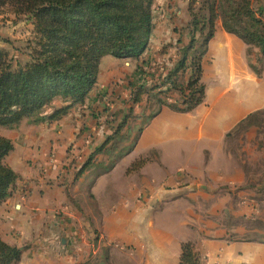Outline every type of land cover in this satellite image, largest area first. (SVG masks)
<instances>
[{"label": "crops", "instance_id": "crops-1", "mask_svg": "<svg viewBox=\"0 0 264 264\" xmlns=\"http://www.w3.org/2000/svg\"><path fill=\"white\" fill-rule=\"evenodd\" d=\"M183 3L180 10L178 0L153 1L152 14L160 6L164 14L153 16L148 49L137 60L103 57L82 105L0 133L13 144L5 163L17 174L0 205V238L22 250L17 264H178L185 242L200 264H264V239L255 238L264 230L239 223L264 218V180L247 174L250 161L229 145L239 124L264 111L258 50L217 21L201 62L202 104L181 113L146 95L130 101V85L163 77L178 41L188 43ZM120 64L124 71L112 68ZM117 77L114 92L109 80ZM141 158L148 160L127 172Z\"/></svg>", "mask_w": 264, "mask_h": 264}, {"label": "trees", "instance_id": "trees-1", "mask_svg": "<svg viewBox=\"0 0 264 264\" xmlns=\"http://www.w3.org/2000/svg\"><path fill=\"white\" fill-rule=\"evenodd\" d=\"M153 1L0 0V15L10 13L14 17H25L33 26L34 36L28 55L30 60L23 65L14 66L0 48V129L14 128L31 118H35V124L61 119L71 108L85 102L97 83L103 57L133 60L141 57L149 47L154 29ZM187 13L188 43L178 41V58L163 77L152 79L148 86L130 85L132 105L139 104L143 95L155 99L159 107L166 106L181 113L202 104L201 62L217 21L227 33L258 50L259 66L253 69L260 74L264 59V13L253 8L250 0H187ZM172 95L176 96L174 101L167 102ZM55 101L65 105L47 117H39ZM253 116L239 124V130L252 124ZM125 124L126 118L111 138ZM12 150V142L0 134V205L9 197L17 179V174L5 163ZM128 150L130 148L126 152ZM147 160H136L127 172L139 170ZM21 255L20 248L0 238V264H17ZM178 264H200L193 243L181 245Z\"/></svg>", "mask_w": 264, "mask_h": 264}, {"label": "rangeland", "instance_id": "rangeland-1", "mask_svg": "<svg viewBox=\"0 0 264 264\" xmlns=\"http://www.w3.org/2000/svg\"><path fill=\"white\" fill-rule=\"evenodd\" d=\"M183 1L185 0H178V3L180 5L178 9L180 10L182 9L181 6L184 5ZM250 1H251V5L255 9H259L261 4L264 5V0H250ZM221 6L226 7L225 4H221ZM160 7L154 9L153 16L155 21L160 19L161 16L164 14L161 13ZM263 7L264 6H262V9ZM262 9L261 11H263ZM163 11H165V6L163 7ZM173 13L174 12H172L171 16L177 17V15H173ZM33 39H34L33 26L31 25L28 19H26L25 17H14L10 13H4L3 15H0V48L3 49L8 54V57L11 59L12 64L14 66H16V64L23 65L30 60L28 55L33 47ZM107 57L110 59H114L110 56ZM115 60L120 61L118 59ZM112 68L121 72L124 71L126 67L124 64H120L118 66H112ZM141 72L145 75L144 71ZM122 80L123 79H118V77L112 78L109 80L110 82L109 86H111L112 90H114L116 87L120 85V81ZM152 101L155 102L154 99ZM64 105H65L64 103L56 101L50 106L46 107L39 115V117H47L55 109L60 108ZM34 120L35 118L28 119L27 123L35 124L33 122ZM42 122H47V121H40V122L38 121L36 124ZM250 123L254 124V126L250 127L247 131H244V128L246 127L240 129L239 132L234 134L235 138H232L229 141L230 142L229 145L231 149L234 150L235 153H238L239 155L242 156V161H245V163L250 161V165L249 166L247 165V169H246L247 174L251 175L253 173H259L262 176L259 178V180H264V168H262L264 166V111L260 112L257 115H254L250 120ZM0 130H1L0 131L1 134H6V135H8L10 132V130L7 128L6 129L1 128ZM243 147H248V148L245 151L243 150V152H241ZM251 161H254V165L256 166L255 169L252 168L251 165H253V163ZM260 217L261 216H259V214L250 215L247 217L244 216L243 218H241V220H239V223L242 226L248 228H256L258 230H264V218H260ZM260 235H258L255 238L258 240L264 239V235L263 234ZM97 261L98 260H91L92 264H95Z\"/></svg>", "mask_w": 264, "mask_h": 264}, {"label": "built area", "instance_id": "built-area-1", "mask_svg": "<svg viewBox=\"0 0 264 264\" xmlns=\"http://www.w3.org/2000/svg\"><path fill=\"white\" fill-rule=\"evenodd\" d=\"M166 100H167V102H169V103H172V102H173V100H172L171 98H167Z\"/></svg>", "mask_w": 264, "mask_h": 264}]
</instances>
